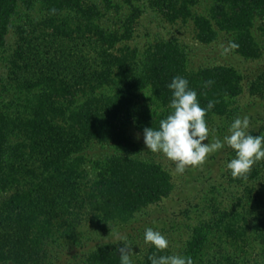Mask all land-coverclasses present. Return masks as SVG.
I'll return each mask as SVG.
<instances>
[{
	"label": "trees",
	"instance_id": "obj_1",
	"mask_svg": "<svg viewBox=\"0 0 264 264\" xmlns=\"http://www.w3.org/2000/svg\"><path fill=\"white\" fill-rule=\"evenodd\" d=\"M212 1L209 20L193 19L197 40L210 43L217 30L231 32L236 53L259 57L251 27L264 20V0ZM193 3L151 5L176 21L191 16ZM127 5L132 13L112 29L99 25L102 10L89 0H0V264H45L51 238L75 242L83 222L102 229L126 223L171 194L167 170L134 158L137 146L127 127H159L171 111L172 77H186L202 107L216 101L207 125L232 113L243 92L231 67L189 72L184 52L171 42L124 45L139 15L131 1ZM260 30L264 40V22ZM209 79L214 83L205 88ZM260 79L250 94L264 96ZM91 142L111 144L120 154L91 162L90 179L79 153ZM259 173L252 168L247 179L230 172L226 178L243 183ZM248 202L253 204L196 222L182 255L194 264H264V202ZM154 253L167 254L151 247L144 264ZM119 254L118 248L98 247L84 264H120Z\"/></svg>",
	"mask_w": 264,
	"mask_h": 264
},
{
	"label": "rangeland",
	"instance_id": "obj_2",
	"mask_svg": "<svg viewBox=\"0 0 264 264\" xmlns=\"http://www.w3.org/2000/svg\"><path fill=\"white\" fill-rule=\"evenodd\" d=\"M102 10L103 17L99 25L104 28H117L132 12L131 5L139 12L133 20L130 40L124 45L143 48L156 41H167L179 46L186 56V67L189 72L200 68L225 66L235 69L241 76L243 92L234 99L232 113L216 117L208 124L209 142L215 137L223 138L227 129L236 117L247 115L250 118L248 131L253 135H264V96L252 95L249 92L251 83H258L264 77V40L261 36V23L256 19L251 27L252 35L260 45L257 58H246L233 50L227 54L223 48L232 41L231 32L217 30L216 39L202 43L196 38L194 17L209 20L212 0H194L190 7L191 16L184 20L171 21L151 5L153 0H89ZM106 6L109 8L105 10ZM14 35L6 37L7 47L12 48ZM261 80V79H260ZM264 83V79L260 81ZM127 134L137 146L135 159L159 164L167 170L173 180L171 194L157 204L144 208L128 222L114 224L105 229L96 226L92 221L83 222L75 242L51 238L47 243L48 257L45 264H84L90 252L98 247H115L119 250L125 245L133 264H144L148 250L153 247L144 241V230L153 227L159 230L169 241L166 249L168 255L181 254L191 235L192 226L213 216L218 210H239L253 202H264L261 197L264 190V161L253 166L260 172L252 181L243 183L229 182L226 178L227 162L235 155L225 145L217 152L209 154L203 164L188 167L183 174L175 172V163L162 153L148 151L143 140V132L132 126L127 127ZM207 143V141H204ZM120 154L111 144L91 142L80 153L88 161L85 170L88 178H93L95 170L91 162ZM255 170V169H254ZM255 189L249 194V190ZM252 190V189H251ZM4 196L0 197V200ZM252 219V216H249Z\"/></svg>",
	"mask_w": 264,
	"mask_h": 264
},
{
	"label": "clouds",
	"instance_id": "obj_3",
	"mask_svg": "<svg viewBox=\"0 0 264 264\" xmlns=\"http://www.w3.org/2000/svg\"><path fill=\"white\" fill-rule=\"evenodd\" d=\"M55 12V9H52ZM238 47L234 41L228 42L222 54ZM214 81L204 82L210 87ZM167 88L172 91L169 102L170 113L160 119L159 127L143 129V140L148 151L162 153L168 160L175 163V172L183 174L188 167H197L204 163L207 156L227 145L235 155L227 162L226 168L234 178L247 179L253 166L264 161V135H253L248 131L250 118L245 115L236 117L227 129L223 138L215 137L209 142V128L206 114L214 108L216 101L209 100L202 107L197 91L189 86L186 77H172ZM207 141V143H204ZM144 241L163 253L169 247V241L159 230L146 227ZM125 245L119 250L120 264H133ZM150 264H194L193 258L181 254H152L148 257Z\"/></svg>",
	"mask_w": 264,
	"mask_h": 264
}]
</instances>
